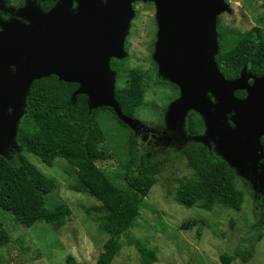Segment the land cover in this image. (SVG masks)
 <instances>
[{
  "label": "rangeland",
  "instance_id": "374dc122",
  "mask_svg": "<svg viewBox=\"0 0 264 264\" xmlns=\"http://www.w3.org/2000/svg\"><path fill=\"white\" fill-rule=\"evenodd\" d=\"M224 1L228 10L219 14L216 20L217 38L218 33H222L220 45L218 41L220 50L227 42L230 43L232 33L252 29L254 38L258 33L264 37V0ZM28 5L36 6L37 2L0 0V21L26 22L23 9ZM75 6L72 5V9ZM132 8L134 17L124 41L127 56L119 61H112L114 59L111 58L110 69L115 73V88L125 85L128 70L136 68L144 71V104L136 110L134 127L120 120L125 125L123 127L112 117L110 110L98 111L96 118L107 137L101 148L111 156L96 164L113 183L125 187V166L131 158V145L137 152L136 162L146 155L151 160L160 159L165 163L155 176V183L144 198L134 224L120 237L121 249L111 264H143L134 246L135 241L155 250L157 261L152 264H223V254L234 256L230 264H264V181L262 170L258 168L261 158L256 160L258 169L255 173L248 171L245 176L238 175L237 170L228 165L236 174L237 188L244 194L239 211L222 205L203 210L197 205L186 207L176 200L179 179L193 172L187 166L183 148L196 142L206 147L212 156L223 159L216 149L220 137L214 133L212 139L200 140L209 135L205 115L193 109L186 113L180 130L168 129L165 122L167 107L179 98L180 92L175 84L159 75L158 65L151 56L155 31L153 11L157 21L156 6L152 1L137 0L132 3ZM241 71L247 85L253 84L255 75L246 66ZM206 95L213 105L217 104L209 92ZM190 113H195L201 120L199 134L190 133L187 129L186 121ZM24 115L25 109L17 123L13 143L0 153L4 164L15 162L22 152L17 134ZM232 115L234 112L226 113L223 118L231 129L235 127ZM155 131H160L165 143L154 142L149 133L155 134ZM261 139L264 140V136L259 137V141ZM24 154L43 174L55 180L56 187L45 196L44 220L29 227L17 222L10 212L0 209V223L10 235V241L0 249V264H96L108 234L102 230L96 213H89L88 210L99 207L101 203L77 187L75 169L63 158L57 157L51 165H46L34 154ZM56 221L60 223L57 229L54 227ZM186 222L193 224L183 229L181 225Z\"/></svg>",
  "mask_w": 264,
  "mask_h": 264
},
{
  "label": "water",
  "instance_id": "95a60500",
  "mask_svg": "<svg viewBox=\"0 0 264 264\" xmlns=\"http://www.w3.org/2000/svg\"><path fill=\"white\" fill-rule=\"evenodd\" d=\"M76 6L72 9V5ZM137 0H57L48 11L28 5L19 20L0 21V153L16 136L17 123L26 107L34 80L55 75L76 83L72 94H85L89 110L110 107L124 124L115 99L110 59L127 56L124 41ZM157 10L158 40L153 58L158 73L179 88L180 96L167 107L169 130H180L188 110L205 115L209 135L217 134L218 153L240 176L260 168L264 181V156L259 137L264 136V75L251 85L239 77L227 80L215 57L219 52L217 16L228 10L224 0H144ZM244 90L239 98L235 91ZM210 95L217 102L213 105ZM214 108V111H212ZM234 112L233 129L223 119ZM257 160V161H256Z\"/></svg>",
  "mask_w": 264,
  "mask_h": 264
},
{
  "label": "trees",
  "instance_id": "16d2710c",
  "mask_svg": "<svg viewBox=\"0 0 264 264\" xmlns=\"http://www.w3.org/2000/svg\"><path fill=\"white\" fill-rule=\"evenodd\" d=\"M36 2L43 11H48L57 0ZM218 34L220 45L222 33ZM253 36L252 29L232 33L230 43L219 49L215 61L225 79L238 78L245 66L253 75H264V37L260 33L257 38ZM125 77V85L115 88V99L123 115L134 117L136 110L144 104L145 73L135 68L128 70ZM76 88V83L60 81L55 75L32 82L17 134L22 152L15 162L4 164L0 160V209L10 212L17 222L27 227L44 220L45 196L54 190L56 182L43 174L24 153L34 154L46 165H51L57 157L63 158L75 169L77 187L101 203L88 210L96 213L102 230L108 234L96 264H111L120 252V237L137 219L143 200L165 161L142 155L136 162L137 152L131 145V158L125 166V187L113 183L96 164L111 156L101 148L107 137L96 116L100 110H110L112 117L118 123L121 121L110 108L89 110L85 94H77L72 99ZM235 95L243 98L246 92L238 90ZM186 126L190 133L199 134L202 123L195 113H190ZM261 143L264 146L263 139ZM182 154L193 172L178 181L175 197L179 203L186 207L197 205L203 210H211L215 205L241 210L244 194L237 188L236 174L226 161L212 156L206 147L196 142L183 148ZM261 162L264 165V156ZM60 223L56 221L54 227L57 229ZM192 224L186 222L181 227L187 229ZM9 241V233L0 223V249ZM134 246L143 264L157 261L155 250L139 241H135ZM221 260L223 264H230L234 256L223 254Z\"/></svg>",
  "mask_w": 264,
  "mask_h": 264
},
{
  "label": "flooded vegetation",
  "instance_id": "af4514ba",
  "mask_svg": "<svg viewBox=\"0 0 264 264\" xmlns=\"http://www.w3.org/2000/svg\"><path fill=\"white\" fill-rule=\"evenodd\" d=\"M73 5H76V2H74ZM153 6H154V3H153ZM153 16H154V23H155V31H154V38H153V42H152V53H151V56L154 53V49H155V46H156V42L158 40V22L155 19V10L153 11ZM112 59H114V60H112ZM112 59H111L112 61H119L118 59H115V58H112ZM154 133L155 134L149 133V135L153 138V140H154L155 143L162 144V143H165L166 142L164 136L160 133V131L159 132L158 131H155ZM152 135H155V136H152ZM176 141L180 142V139L179 140L176 139Z\"/></svg>",
  "mask_w": 264,
  "mask_h": 264
}]
</instances>
